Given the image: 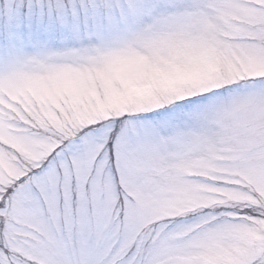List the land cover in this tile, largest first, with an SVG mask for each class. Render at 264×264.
Returning a JSON list of instances; mask_svg holds the SVG:
<instances>
[{"label":"snow or ice","instance_id":"1","mask_svg":"<svg viewBox=\"0 0 264 264\" xmlns=\"http://www.w3.org/2000/svg\"><path fill=\"white\" fill-rule=\"evenodd\" d=\"M0 264H264V0H0Z\"/></svg>","mask_w":264,"mask_h":264}]
</instances>
